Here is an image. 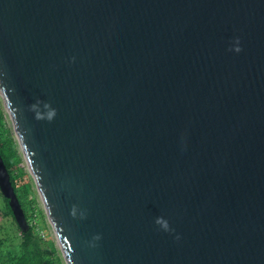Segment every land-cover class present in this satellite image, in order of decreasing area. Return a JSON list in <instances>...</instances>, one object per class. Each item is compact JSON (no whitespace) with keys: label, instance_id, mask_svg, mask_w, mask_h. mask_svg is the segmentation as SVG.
<instances>
[{"label":"water","instance_id":"95a60500","mask_svg":"<svg viewBox=\"0 0 264 264\" xmlns=\"http://www.w3.org/2000/svg\"><path fill=\"white\" fill-rule=\"evenodd\" d=\"M0 97L65 264H264V0H0Z\"/></svg>","mask_w":264,"mask_h":264},{"label":"trees","instance_id":"16d2710c","mask_svg":"<svg viewBox=\"0 0 264 264\" xmlns=\"http://www.w3.org/2000/svg\"><path fill=\"white\" fill-rule=\"evenodd\" d=\"M0 98V155L11 176L15 189L30 229L23 232L6 199L0 190V214L9 222L11 232H5L0 224V264H65L61 251L58 249L55 237L48 239L42 234L47 229L33 223L34 217L40 216L42 224H46L45 212L40 208L37 199L28 200L25 196L32 193L33 179L23 166L24 158L15 135L7 126L8 114Z\"/></svg>","mask_w":264,"mask_h":264},{"label":"rangeland","instance_id":"374dc122","mask_svg":"<svg viewBox=\"0 0 264 264\" xmlns=\"http://www.w3.org/2000/svg\"><path fill=\"white\" fill-rule=\"evenodd\" d=\"M1 98V97H0ZM6 123H7V126L8 127H10L11 128V130H12V132H13V134H14V131H13V127H12V124H11V121H10V119H9V117H8V120L6 121ZM23 166L25 167V169L29 172V170H28V167H27V165H26V162L24 161V163H23ZM30 174V173H29ZM34 183V182H33ZM28 200H33V199H37V201L39 202V204H40V208L41 209H43V205H42V203H41V201H40V198H39V195H38V192H37V189H36V187H35V185H34V187L32 188V193H30L29 195H26L25 196ZM0 199H1V197H0ZM37 215H38V217H34V221H33V223L34 224H39L38 226H40V229H47V231H44V232H42V234L44 235V236H46V238L48 239V237L47 236H49V237H51V239L53 238L54 239V233H53V230L51 229V226H50V223H49V221H48V218H47V216L45 217V220H46V224H42V222L40 221V216H39V214L37 213ZM46 215V214H45ZM0 224L5 228V232H7V231H9V232H11V226H10V224H9V222H7L6 221V219L5 218H3V216H2V214H0Z\"/></svg>","mask_w":264,"mask_h":264},{"label":"clouds","instance_id":"9594fccd","mask_svg":"<svg viewBox=\"0 0 264 264\" xmlns=\"http://www.w3.org/2000/svg\"><path fill=\"white\" fill-rule=\"evenodd\" d=\"M238 44H239V40L237 39V45ZM234 51H236L238 53V52L242 51V49L239 46H237V47H235ZM32 107L35 108V105H33ZM45 107H47V105H45ZM55 114L56 113H55L54 109L48 113L49 121H51L54 118ZM37 118L39 119L42 117H40L39 114H37ZM155 222L157 225H159L165 231H168L170 228L168 221L165 220L163 217H158Z\"/></svg>","mask_w":264,"mask_h":264}]
</instances>
